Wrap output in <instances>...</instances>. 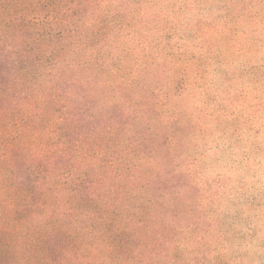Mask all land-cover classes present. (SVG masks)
<instances>
[{"label":"clouds","instance_id":"9594fccd","mask_svg":"<svg viewBox=\"0 0 264 264\" xmlns=\"http://www.w3.org/2000/svg\"><path fill=\"white\" fill-rule=\"evenodd\" d=\"M0 264H264V0H0Z\"/></svg>","mask_w":264,"mask_h":264}]
</instances>
